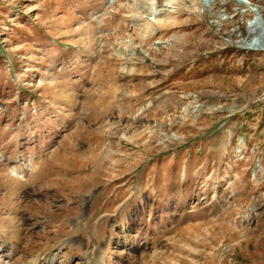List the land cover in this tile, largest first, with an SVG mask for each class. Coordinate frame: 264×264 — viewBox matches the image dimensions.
<instances>
[{"label":"rangeland","instance_id":"rangeland-1","mask_svg":"<svg viewBox=\"0 0 264 264\" xmlns=\"http://www.w3.org/2000/svg\"><path fill=\"white\" fill-rule=\"evenodd\" d=\"M261 24L264 0H0L11 263L264 264Z\"/></svg>","mask_w":264,"mask_h":264},{"label":"bare ground","instance_id":"bare-ground-1","mask_svg":"<svg viewBox=\"0 0 264 264\" xmlns=\"http://www.w3.org/2000/svg\"><path fill=\"white\" fill-rule=\"evenodd\" d=\"M252 28H253L252 31H254V34L258 38L256 43H253V45L260 46L262 49H264V24H261L258 27L254 25V27H252ZM16 173L18 175H23L24 174V170L19 168V171H17ZM0 252L2 253L1 256H3V257L8 259V263L7 264H15V262L11 263V260H10V259H13L12 256L15 253V249H13L12 247H10L8 249L6 244H3L2 246H0ZM38 262L39 261H38V258H37V259H34L32 261H29V262L22 263V264H39ZM0 264H2V263H0Z\"/></svg>","mask_w":264,"mask_h":264}]
</instances>
